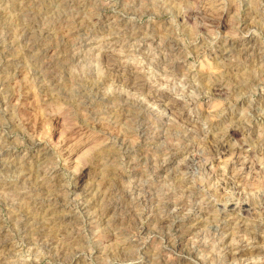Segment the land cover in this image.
<instances>
[{"label": "rangeland", "instance_id": "obj_1", "mask_svg": "<svg viewBox=\"0 0 264 264\" xmlns=\"http://www.w3.org/2000/svg\"><path fill=\"white\" fill-rule=\"evenodd\" d=\"M263 195L264 0H0V264H264Z\"/></svg>", "mask_w": 264, "mask_h": 264}, {"label": "bare ground", "instance_id": "obj_2", "mask_svg": "<svg viewBox=\"0 0 264 264\" xmlns=\"http://www.w3.org/2000/svg\"><path fill=\"white\" fill-rule=\"evenodd\" d=\"M136 81H137V80H136ZM219 144H220V143H219ZM227 179H228V178H227ZM262 199H263V201H264V195H263V198H262ZM263 203H264V202H263ZM243 253H244V252L242 251V249L238 250V254H241V255H242Z\"/></svg>", "mask_w": 264, "mask_h": 264}]
</instances>
